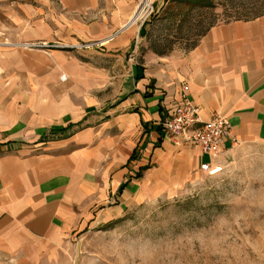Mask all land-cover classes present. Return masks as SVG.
Here are the masks:
<instances>
[{
    "label": "crops",
    "instance_id": "1",
    "mask_svg": "<svg viewBox=\"0 0 264 264\" xmlns=\"http://www.w3.org/2000/svg\"><path fill=\"white\" fill-rule=\"evenodd\" d=\"M138 2L0 0L1 43L51 45L0 43V264H74L75 236L173 194L238 144L264 145V14L141 55V27L127 25ZM183 84L201 121L229 125L217 153L156 125Z\"/></svg>",
    "mask_w": 264,
    "mask_h": 264
},
{
    "label": "rangeland",
    "instance_id": "2",
    "mask_svg": "<svg viewBox=\"0 0 264 264\" xmlns=\"http://www.w3.org/2000/svg\"><path fill=\"white\" fill-rule=\"evenodd\" d=\"M139 54L187 51L211 27L264 13V0H153ZM171 195L67 244L74 264H264V145L238 144Z\"/></svg>",
    "mask_w": 264,
    "mask_h": 264
},
{
    "label": "built area",
    "instance_id": "3",
    "mask_svg": "<svg viewBox=\"0 0 264 264\" xmlns=\"http://www.w3.org/2000/svg\"><path fill=\"white\" fill-rule=\"evenodd\" d=\"M152 2L153 0H139L127 25L138 22L143 24L153 12ZM1 44L28 49H45L51 46L45 42H3ZM80 46L87 47L88 44H80ZM188 91V84H183L179 95L181 103L173 109L172 114L163 116L156 125L162 134L169 138H181L186 143L197 145L203 153H217L221 149L224 138L230 135L229 125L220 114H215L208 121H201L200 109L189 101ZM202 169L209 170V164L203 163Z\"/></svg>",
    "mask_w": 264,
    "mask_h": 264
},
{
    "label": "trees",
    "instance_id": "4",
    "mask_svg": "<svg viewBox=\"0 0 264 264\" xmlns=\"http://www.w3.org/2000/svg\"><path fill=\"white\" fill-rule=\"evenodd\" d=\"M262 14H264V13H261V14H259V15H257V16H260V15H262ZM257 16H255V17H257ZM255 17H253V18H255ZM250 19H252V18H250ZM235 20H238V19H235ZM144 34V28L142 27L141 28V32H140V36H142Z\"/></svg>",
    "mask_w": 264,
    "mask_h": 264
},
{
    "label": "bare ground",
    "instance_id": "5",
    "mask_svg": "<svg viewBox=\"0 0 264 264\" xmlns=\"http://www.w3.org/2000/svg\"><path fill=\"white\" fill-rule=\"evenodd\" d=\"M132 21H133V20H132ZM134 21H135V20H134ZM134 21H133V22H134ZM131 23H132V22H131ZM133 25H134V24H133Z\"/></svg>",
    "mask_w": 264,
    "mask_h": 264
}]
</instances>
